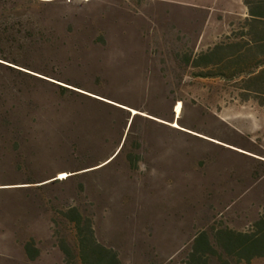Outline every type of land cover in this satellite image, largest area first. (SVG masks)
<instances>
[{
    "label": "rangeland",
    "instance_id": "1",
    "mask_svg": "<svg viewBox=\"0 0 264 264\" xmlns=\"http://www.w3.org/2000/svg\"><path fill=\"white\" fill-rule=\"evenodd\" d=\"M36 1H0V264H79L72 210L122 264H264L218 241L264 216L257 0Z\"/></svg>",
    "mask_w": 264,
    "mask_h": 264
},
{
    "label": "trees",
    "instance_id": "2",
    "mask_svg": "<svg viewBox=\"0 0 264 264\" xmlns=\"http://www.w3.org/2000/svg\"><path fill=\"white\" fill-rule=\"evenodd\" d=\"M34 1L38 3L36 0ZM246 6L248 7L249 15L252 17L253 21L255 22L264 21V0H257L255 2L246 1ZM0 10L2 11L1 17H4L2 19L3 22L5 23V24L3 23L2 26H0V68L12 69L8 66H5L3 62L6 64L15 63V62L11 63L9 56L16 55L17 53L16 45H18V43L19 44L21 43L19 41L20 39L14 33V30L8 28V22L7 19L5 18L7 12L6 8L1 5ZM82 93L92 96L94 98H98L86 92H82ZM119 107L125 110L129 109L124 106H119ZM129 110L127 111L130 112ZM145 115L151 117L150 115L147 114ZM131 116L132 118H134L136 116H141V115L134 116L131 113ZM152 118H147V119L152 120ZM72 215L73 216H71V218L73 219L74 221L73 223L75 224L77 230L79 261L81 264H122L116 252H114L112 249H108L100 245L97 242L91 222L84 221L77 210H72ZM255 229L256 231L253 234H237L230 231L220 232L218 234V241L224 253L233 256L234 258L238 259L240 262H245V263H251L256 259H264V216L259 222H257ZM197 246H200L201 250L202 249L205 251L210 250L208 242L205 244L204 242L202 243V241L201 242L198 241ZM31 248L32 245L26 246L27 251H29ZM198 251L200 250L197 249L195 251L196 252L195 256H197V254L199 253Z\"/></svg>",
    "mask_w": 264,
    "mask_h": 264
},
{
    "label": "crops",
    "instance_id": "3",
    "mask_svg": "<svg viewBox=\"0 0 264 264\" xmlns=\"http://www.w3.org/2000/svg\"><path fill=\"white\" fill-rule=\"evenodd\" d=\"M175 122H176V119H175ZM117 154V153H116ZM116 154H114L106 163H105V165L106 166H108V165H110L111 163H112V159L115 157V155ZM147 157L148 158H151L152 159V152L151 153H149L148 155H147ZM151 164H152V162H151ZM152 168V167H151ZM153 187H154V189L155 190H157L158 188H159V190H162V188L160 187V186H157V184H155V185H153ZM158 191V190H157ZM116 197V201L115 202H119L120 201V197L117 195V196H115ZM167 197H166V195H164L163 197H162V195H158V194H156L155 195V199H154V202H168L167 200ZM150 200H152V197L150 198ZM112 202H114V200H112ZM71 216H73L72 214H70ZM81 216V215H80ZM82 217V216H81ZM82 219L84 220V221H89V222H93L92 220H89V219H84L83 217H82ZM70 222H74L73 221V219L72 218H70ZM93 231H94V229H93ZM96 238V237H95ZM97 240V239H96ZM98 242V241H97ZM99 243V242H98ZM100 244V243H99ZM100 245H102V244H100ZM102 246H104V245H102ZM104 247H106V246H104ZM106 248H108V249H111V248H109V247H106ZM114 252H116L117 253V251L116 250H114V249H112ZM78 251H79V247H78ZM26 254H27V256L29 257V260H31V261H35V260H37V259H39V256H40V252H38V251H34L33 250V248H31L29 251H27L26 250ZM118 254V253H117ZM119 256V255H118ZM119 259H120V257H119ZM121 261V260H120ZM122 263V262H121ZM79 264H81V263H79Z\"/></svg>",
    "mask_w": 264,
    "mask_h": 264
},
{
    "label": "bare ground",
    "instance_id": "4",
    "mask_svg": "<svg viewBox=\"0 0 264 264\" xmlns=\"http://www.w3.org/2000/svg\"><path fill=\"white\" fill-rule=\"evenodd\" d=\"M81 1H87V0H81ZM129 111H130L131 113H133L134 116H136V115H143V116H145V117H147V118H152V117L146 116V115H144V114L138 113V112H136V111H134V110H129ZM181 114H182V104L179 103V104L175 107L176 120H179V119H180ZM152 119H153V118H152ZM154 120H156V119H154ZM156 121L161 122V123H163V124H165V125H168V126H170L171 128H173V129H176V130H183V129L179 126V124H178L177 122L172 123V124H168V123H166V122H162V121H160V120H156ZM198 136H199V135H198ZM66 178H69V177H68L67 175H63L62 178H61V180H64V179H66Z\"/></svg>",
    "mask_w": 264,
    "mask_h": 264
}]
</instances>
